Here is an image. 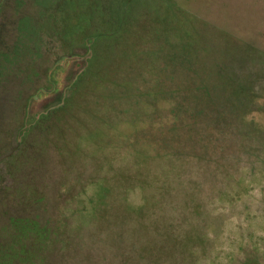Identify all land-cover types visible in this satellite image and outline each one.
Masks as SVG:
<instances>
[{
    "label": "rangeland",
    "instance_id": "rangeland-1",
    "mask_svg": "<svg viewBox=\"0 0 264 264\" xmlns=\"http://www.w3.org/2000/svg\"><path fill=\"white\" fill-rule=\"evenodd\" d=\"M60 1L0 0V256L264 264V0Z\"/></svg>",
    "mask_w": 264,
    "mask_h": 264
},
{
    "label": "flooded vegetation",
    "instance_id": "flooded-vegetation-1",
    "mask_svg": "<svg viewBox=\"0 0 264 264\" xmlns=\"http://www.w3.org/2000/svg\"><path fill=\"white\" fill-rule=\"evenodd\" d=\"M60 2H61L60 0H55L54 6H53V8L51 10V14L48 13L49 16L45 18V23H46L47 27H48L49 21H50L51 24L58 26L59 20L56 19V16L59 15L58 11L60 9H62V7H63L62 5L59 4ZM64 3H65V6H67L68 14L71 13L72 12V7L74 6L73 1L72 0H65ZM68 14H67V16H68ZM68 19H70V16H69ZM66 20H67V18H66ZM31 21L33 22V19ZM79 29L80 28L77 27V24L76 25H69V23H67V26H65L63 28V33H64L63 36H66V35H71L72 36L74 33L79 31ZM22 37H25V35L22 36ZM39 149L40 150L42 149L41 146H39ZM13 218H11L10 220H12ZM20 239L22 241L24 240L22 237H20ZM4 240H5V247L6 248H9V246H10V248L11 247L14 248L16 246L17 249H18V252L16 251V248H15V251L12 254L9 253V257L6 260H5L4 256H0V264H8L9 262H15L16 260L21 262V263H23V262L25 263V257H26L25 254L27 252L25 244H21V242H18L12 236L11 237L9 236V237L5 238ZM28 250H29V248H28Z\"/></svg>",
    "mask_w": 264,
    "mask_h": 264
},
{
    "label": "trees",
    "instance_id": "trees-1",
    "mask_svg": "<svg viewBox=\"0 0 264 264\" xmlns=\"http://www.w3.org/2000/svg\"><path fill=\"white\" fill-rule=\"evenodd\" d=\"M125 2L126 0H121L120 3L125 5ZM10 221L17 237L24 236L28 243L33 242L35 238L43 242L50 236L59 235L58 228L50 227L47 222H39L34 218H13ZM16 251L18 252V249Z\"/></svg>",
    "mask_w": 264,
    "mask_h": 264
}]
</instances>
